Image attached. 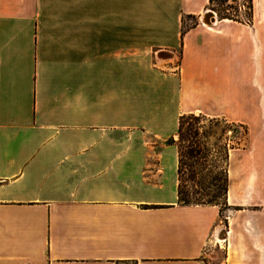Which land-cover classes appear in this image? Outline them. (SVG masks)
<instances>
[{"label": "crops", "instance_id": "1", "mask_svg": "<svg viewBox=\"0 0 264 264\" xmlns=\"http://www.w3.org/2000/svg\"><path fill=\"white\" fill-rule=\"evenodd\" d=\"M251 2L204 24L209 0H0V264H264ZM188 114L247 130L222 209L178 203Z\"/></svg>", "mask_w": 264, "mask_h": 264}, {"label": "trees", "instance_id": "2", "mask_svg": "<svg viewBox=\"0 0 264 264\" xmlns=\"http://www.w3.org/2000/svg\"><path fill=\"white\" fill-rule=\"evenodd\" d=\"M214 0H209V6ZM246 19L251 18L252 2H247ZM218 15V14H217ZM221 18L239 20L233 15H218ZM187 26L183 24V30ZM222 122V119H209L200 114H188L179 118L176 141L169 142L177 149V199L183 206L211 205L219 206L218 201L224 200L225 207L227 191V161L228 153L234 147H228L220 143L219 138L212 145L207 139L212 131ZM243 131L246 140L247 130L245 127L233 123ZM213 161L209 165L208 161Z\"/></svg>", "mask_w": 264, "mask_h": 264}, {"label": "rangeland", "instance_id": "3", "mask_svg": "<svg viewBox=\"0 0 264 264\" xmlns=\"http://www.w3.org/2000/svg\"><path fill=\"white\" fill-rule=\"evenodd\" d=\"M247 2L248 0H214L208 9L212 12H216L218 15H233L244 19L247 13ZM192 24L193 21H190L185 23V26H190ZM212 131H214L215 134L209 135L207 139L210 145L215 143L218 138L220 143H225L228 147H234L235 149H241L245 145L243 131L237 126L222 122ZM208 164L213 165V161H208ZM223 203L224 200L218 201V205H221V209L223 208Z\"/></svg>", "mask_w": 264, "mask_h": 264}, {"label": "bare ground", "instance_id": "4", "mask_svg": "<svg viewBox=\"0 0 264 264\" xmlns=\"http://www.w3.org/2000/svg\"><path fill=\"white\" fill-rule=\"evenodd\" d=\"M202 21L206 24H210L215 21L214 12L207 10L206 13L201 17Z\"/></svg>", "mask_w": 264, "mask_h": 264}, {"label": "water", "instance_id": "5", "mask_svg": "<svg viewBox=\"0 0 264 264\" xmlns=\"http://www.w3.org/2000/svg\"><path fill=\"white\" fill-rule=\"evenodd\" d=\"M201 21H202V19H201ZM202 23L206 24V23H205V22H203V21H202ZM212 23H213V22H212ZM210 24H211V23H210Z\"/></svg>", "mask_w": 264, "mask_h": 264}]
</instances>
